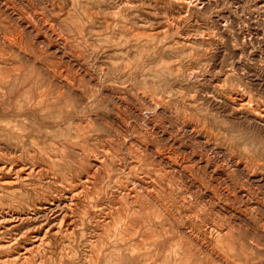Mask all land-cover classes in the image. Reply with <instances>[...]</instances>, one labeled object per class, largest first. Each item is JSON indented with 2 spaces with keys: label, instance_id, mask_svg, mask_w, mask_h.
<instances>
[{
  "label": "rangeland",
  "instance_id": "rangeland-1",
  "mask_svg": "<svg viewBox=\"0 0 264 264\" xmlns=\"http://www.w3.org/2000/svg\"><path fill=\"white\" fill-rule=\"evenodd\" d=\"M3 1L4 0H0V8L4 5L6 9L4 10L6 11V13L3 10V12L1 11V9L3 8L0 9V14H5V16L0 15V40L4 42L3 44L0 41V149H3L2 151L0 150V161L2 160V162H6V160H11V162L16 165H19V163L20 165H22L23 163H27L26 166L34 163V165L40 164L47 167L49 171L52 170V172H49L48 175H44V179L40 177L41 180H39V178L35 175V178L33 176V178L29 179L27 182L23 180V182L19 181L17 183L14 182L11 184L0 182V193H3L4 195H10V197H6V201L8 202H5L4 199L0 200L1 207L3 209L5 208V210L13 209L14 211L20 210L19 212H24L26 209V211L33 212V207H35V204H39L42 201L44 195L58 193L60 189H66L69 195L73 193L75 194V192L77 195L74 196L75 206L73 207L76 210L73 209V211H76L78 213L74 212L75 215L74 213H72L73 216L71 215L73 219H75L76 216L75 220L71 218V222L73 221L72 223H75L74 225H77L75 226V233L70 232L71 234H67L64 233L65 231L63 230L64 232H56L55 234V232L53 231L56 230V227L54 228V226L52 225L54 223V220L52 221L53 214L50 215V217L49 214L38 212L40 214L39 216L38 213H36L32 214V217L25 219L23 228L30 234L28 238L25 237V245L27 244V246L30 247L32 246V243L35 244L37 242L38 244L40 241L43 244H40V248H36V251L33 250L32 253L34 254L31 253L32 258L30 262L28 261L29 264H45V262L46 264H56L59 263V260L61 264H91V262H93V264H117L120 259V264H177L178 262L179 264H264V0H5L7 4L5 3V1ZM15 1L18 4H14ZM58 1L59 3H57ZM115 1L118 2L116 3ZM127 1L130 2V6ZM73 3L75 5H73ZM127 3L128 6L126 5ZM11 4L13 5V7H11ZM110 4L113 5L111 6ZM16 5L18 6V8ZM30 5H32V9ZM53 5L55 7L57 6V9ZM6 6H8V8ZM15 7L17 9H15ZM8 9L11 10L9 11ZM24 10L26 11L24 12ZM105 10L107 12H105ZM126 10H128V12ZM34 11H36L37 13L35 12V14ZM57 11L59 12L57 13ZM98 13H100V16H102L100 17ZM115 14L118 15L115 17ZM8 15L9 17H7ZM21 15L24 17H22ZM82 15L84 16V18ZM129 15L130 17H128ZM1 16L6 20H3V22H1L3 19ZM11 16H14V19H11ZM104 16L105 18H107L104 19ZM36 20H39V23ZM123 20L125 22H123ZM115 21H117V23ZM1 23L4 26H1ZM29 23L34 25L31 26ZM51 24H53L54 26ZM85 25L87 26V28H85ZM6 26H9L8 28L10 30L8 28L3 29ZM27 26L28 29H25L27 28ZM45 26L47 27L45 28ZM127 26L129 27L127 28ZM20 28L23 29L21 30ZM7 29L9 31H7ZM20 31L22 33H18ZM2 32L4 34H7L8 38L10 39L4 40V38H2ZM107 34H109L110 36H107ZM125 34H127L128 36ZM45 36L48 38H46ZM60 36L62 37L59 38ZM110 37H113V39H110ZM44 38L46 40H44ZM42 39L44 41H42ZM87 40L90 42L89 44L92 45L87 44ZM45 41H47L48 43L46 42V44L49 45H45ZM106 41L110 42L111 45ZM124 41H127V44ZM55 42L58 43L56 44ZM59 42H61V44ZM83 42H86L84 44H87L89 47L87 45H84ZM63 43L65 46L63 45ZM120 46L123 47L121 48ZM111 47H113V49ZM9 48L12 51L15 49L14 52H12ZM94 48H97V50H95ZM67 49L68 51H70L68 52ZM55 50L57 51L55 52ZM32 51L36 54H33ZM62 53L65 55L62 56ZM77 53L79 54V59L77 57ZM113 53L116 55H114ZM108 54H111L110 57ZM122 55H127V57H123ZM121 57L122 59H124V62L122 61ZM111 58H113L111 62L112 64L109 62ZM120 59L122 62L120 61ZM9 60L12 62L10 63ZM29 60H31L33 63L31 61L27 62ZM36 60H38L39 62ZM130 61L133 64H131ZM124 65L126 66V68ZM8 66H10V68ZM67 66L69 67L68 69ZM56 68H58V70ZM54 69L56 70V72ZM114 69L116 71L118 70L120 74L118 72L116 73ZM130 70L132 71L129 73ZM25 71L27 74H23V72ZM29 72L30 74H32V77H34V79L32 77L31 78L36 81L35 87H38V90L40 89L39 91H37L39 93H37L36 90L32 89V91L28 90L27 93L26 86L23 87L25 90H20L19 86L17 85L18 80H25L24 78H22L24 75L29 76ZM7 73L9 76L5 75ZM53 73L55 74V76ZM119 75H121V77ZM5 77L10 80L5 82ZM63 77L67 79L64 80ZM15 78H17V80ZM130 78H132V80ZM144 78H146V80ZM37 79L40 80L38 81ZM51 80L52 83L50 82ZM129 81H132L131 84L129 83ZM46 83L48 84V86L45 85ZM49 85L53 86L50 87ZM55 86L57 87L55 88ZM121 86H123L124 88ZM78 88L80 90H78ZM15 89H17L18 91ZM42 90L45 91V94ZM126 91H128L127 93H129L130 95L127 94ZM21 92L23 95L21 94ZM40 92L42 93L41 97ZM119 93H122V95ZM125 93L126 96L124 95ZM28 95H30V99H28ZM57 96H59L60 98ZM124 97L128 98L125 99ZM42 98L43 100H41ZM46 98H49L50 100ZM37 99H39L40 101H37ZM16 103L19 105H17ZM41 103L44 105H42ZM62 103H64V105ZM90 115L91 117H89ZM53 117L55 119H53ZM95 118L97 119V121ZM142 132H146V134H143ZM64 134L66 136H64ZM143 135L145 136V138ZM111 138L113 139V141ZM138 139H141V142L138 141ZM143 139H145L144 142H142ZM123 141L125 142V144ZM147 141L150 143H148ZM32 142H34L36 146ZM78 142L81 143L79 144ZM117 142L120 143L117 144ZM120 145L121 148L119 147ZM137 145H139L140 147ZM14 146H16V148ZM107 146L109 147V149ZM145 147H148L146 148L147 151L145 150ZM131 148L132 150H129ZM8 149L10 152L8 151ZM110 149L111 152L113 151L112 153L110 152ZM134 149H137V152ZM17 150L19 154H17ZM77 150H79L80 152H78ZM97 150L98 152H101L98 154L96 153ZM116 150H118V153H116ZM150 151L155 157H150ZM183 151L185 155L183 154ZM93 152L94 157L92 156ZM108 152L112 157L114 156L112 158L109 155L112 162H110V159L107 155ZM3 153H5L6 155H4ZM21 154H25L26 157ZM156 154L158 155L156 156ZM97 155H101L99 156L101 159H99ZM3 156L5 160L1 159L3 158ZM159 156H161L162 158H160ZM20 157L22 159V162L20 160ZM137 157L138 161L140 162L136 160ZM118 158L120 159V161ZM153 158H156L158 160ZM166 158L168 159V161ZM50 159H54L52 160L54 164L53 162H50ZM113 159L115 160L116 164L113 163ZM181 159L184 160L181 161ZM24 160H28L30 162L28 163V161L26 162ZM95 160L100 164L102 162H105V164L107 165L106 167H108L107 170L105 168L103 172L102 170H97L96 172V167L94 165L96 162ZM107 162H110L111 164L113 163L112 166L111 164L108 165ZM138 163L139 166L136 165ZM192 163L194 167H192ZM88 164L92 165L88 170L92 173L95 170L94 172L96 173H94V175L97 174L98 177L94 176L93 180L90 183V189L85 190L84 186L79 181V178L85 176V174L88 173L87 168H85ZM170 164L172 167L174 166V170L172 169ZM179 164H181V166H179ZM206 164L209 165V168L208 166H206L205 169L207 171L203 173V169ZM167 165H169V168L167 167ZM26 166L24 165V167ZM117 166L119 167V170L116 169L118 168ZM176 166L178 169L176 168ZM182 166H184V169L182 168ZM128 167L131 171H133V175L132 172L127 169ZM196 167L199 168L197 169ZM133 168H136L138 170H134ZM190 168L192 171L190 170ZM140 170H142L141 173ZM160 170L164 171L160 172ZM169 170L172 171V173ZM180 170L181 172L185 170L183 171L185 173H181ZM186 170L189 172V174ZM53 171L56 172V174H59V179H56V181L58 182L54 181L49 183V180H51V178L49 177L54 175ZM72 171L74 172V174H72ZM144 171L146 172L144 173ZM152 171H154V173H151ZM155 171H157L156 173L159 176L155 173ZM213 172H216L217 174ZM136 173H139L138 178L140 180L137 179ZM168 173L170 174V177ZM5 174L6 176L9 174L11 177H6ZM173 174L177 176L173 177ZM145 175H151L150 177H154L151 178L152 181H150V177ZM13 176L14 174L10 172H0V181H2V178L12 179ZM121 176L124 180L121 179ZM165 176L167 177V179L165 178ZM99 177L100 179L95 182V180ZM101 177L103 179L102 181H100ZM125 177L129 179L131 177V179L129 180ZM179 177H183V179ZM187 177L189 178L188 180L186 179ZM134 178L137 179V184L136 189H134L131 193L132 197L135 198L136 196L138 197V199L135 203L127 206L126 203L128 201H126V196L124 194V191L126 192V190L123 189L122 191V188L127 185L130 186L132 184L131 180H134ZM169 178L171 179V181ZM146 179L148 181H146ZM159 179H161L162 182H159ZM35 180H38V182L36 183ZM165 180L167 181V183ZM180 180L182 181L179 182ZM29 181L30 184L28 183ZM192 181H195V183H191ZM189 182L191 185L189 184ZM40 183H42V185H40ZM47 184L49 185L48 188L45 187L47 186ZM100 184H102V186ZM141 185L143 186L141 187ZM175 185L177 186V188ZM168 186L170 187L168 188ZM204 186L205 188H203ZM29 187L32 189H30ZM97 187H99L100 189H98ZM34 188H36L37 190ZM78 188L80 189V191L82 190L81 192L79 191V193ZM141 188L144 190H142ZM162 188L164 190H162ZM33 189L37 192H35ZM116 189L117 191H115ZM139 189L141 190L139 191ZM83 190L85 191L83 192ZM145 190L147 192H145ZM143 191L145 192V194L143 193ZM211 191H216L218 193H213ZM9 192H15L14 194H16V196H14V194H12L11 196ZM88 194H92V197ZM117 194L120 196L117 197ZM162 194L167 197L165 198ZM210 194L212 195L210 196ZM145 195H147V197ZM173 195H177L178 197H174ZM208 196L214 197V199L209 198ZM114 197L116 199H114ZM120 197L121 199H119ZM161 197L165 199L163 200ZM90 198L93 199L91 200ZM157 198L160 200H158ZM85 199H87V201ZM91 201L95 204L93 205L94 207L92 206L93 203ZM139 201L143 202L140 203ZM90 202L92 204H90ZM107 202L109 203V206ZM134 205L138 207L136 208L134 207ZM105 206H107L109 209ZM95 207L98 208L96 209ZM224 207L227 208L225 209ZM141 211L144 212L141 213ZM106 213L108 214V216ZM124 214H127L128 216H125ZM176 215H178V218L175 217ZM98 216H100L101 218ZM121 216L123 218H121ZM39 217L41 220L39 219ZM35 218H37L36 220H39L37 221L38 223L36 222ZM42 218L45 219L42 220ZM79 218L81 220H77ZM109 218L114 220L112 221ZM32 221H34L35 223ZM114 221L116 223H114ZM92 222H95L94 224L96 225H94ZM106 222L109 223L106 225ZM166 222H170L171 224H166ZM78 223L80 224L79 226ZM223 223L224 226H222ZM85 224H87L88 228L87 226H85ZM135 224L136 226H134ZM108 225H111L110 227H112L113 229H108ZM117 225L121 227L119 228ZM130 225H132L133 227ZM48 226L51 229L53 228V230H50ZM212 226H214V228ZM104 227H107V229H105ZM151 228L153 231L151 230ZM159 228L162 231L159 230ZM176 228L178 230H176ZM180 228L182 230H180ZM183 228H186L185 230L187 231H185ZM24 229H22L21 231H23ZM44 230L47 231V233ZM82 230H84V233L82 232ZM89 230L91 231L90 234L88 233ZM101 230H104L102 234ZM148 231L150 235L146 234L148 233ZM176 231L177 233H175ZM128 232H130V234ZM155 232L156 234L154 236ZM51 233L52 235H50ZM118 233L120 234L118 235ZM176 234L178 237H176ZM33 235H37L42 240L39 241L40 238L34 240ZM47 235H50L51 238H48L49 236ZM59 235H61L62 238H60L62 240L57 237ZM94 235L99 236L96 237ZM158 235L160 236V238L158 237ZM199 236L201 237V240ZM78 237H80L79 241ZM89 237H91L92 240H90ZM191 237L195 238V240ZM216 237L219 239H217ZM114 238H116V240H114ZM122 238L124 239L122 240ZM86 239L88 240L86 241ZM180 239L183 242H180ZM67 240L70 243L68 244L69 247L67 246V244H65L68 243L66 242ZM92 241L93 243L94 241L95 243H98L99 241L100 242L98 244L94 243V246L92 244ZM213 241H217L218 243H214ZM52 242H54L53 245ZM232 242L234 243V245H232ZM113 243L121 245L122 252L120 251V246L118 247V245H115V247H113ZM125 244L127 245L125 246ZM64 245L68 250L66 248L64 249ZM170 245H172L171 248H169ZM180 245L181 247H179ZM184 245L185 247L187 246V249L184 247L186 250H183ZM207 245H211L209 246L210 249ZM226 245H230V247H227ZM163 246L166 248V250ZM203 246H206L207 248L205 247L206 249H204ZM219 247H222L221 249L224 248L225 251L221 250ZM57 248L59 249L58 251ZM70 248L72 251L70 250ZM42 249L44 251L47 250L46 253L48 252V255H50L51 252V255L53 257L51 255L47 256L45 252L44 254H42ZM48 249L51 251H49ZM61 249H63L64 252L63 250L60 251ZM100 249H102L101 253L99 251ZM214 249L216 251H220V253L216 252ZM97 250L99 252H97ZM104 250H107L108 252H104ZM190 250L191 252H189ZM210 250H212L213 252ZM22 251H24L23 247ZM54 251H56L58 254ZM80 251H83L82 253H80L81 255L79 254ZM92 251H96L97 254L96 252L93 253ZM129 251H131V253ZM87 252L91 253L89 254ZM122 253L125 259L121 258L123 257L121 256ZM39 254L41 255L39 256ZM59 254H61L62 257L66 258V261L65 259L60 258L61 256ZM179 254H181L182 256ZM35 255H37L36 258ZM88 255H90V259ZM95 256L97 257V259H95ZM115 257L117 258V260L115 259ZM195 257L196 260L194 261ZM208 257L210 260H207ZM127 258H129L130 262ZM159 258H161V260ZM70 259L71 261H73L72 263ZM94 259L95 261H93ZM124 261L126 263H124Z\"/></svg>",
  "mask_w": 264,
  "mask_h": 264
},
{
  "label": "bare ground",
  "instance_id": "bare-ground-1",
  "mask_svg": "<svg viewBox=\"0 0 264 264\" xmlns=\"http://www.w3.org/2000/svg\"><path fill=\"white\" fill-rule=\"evenodd\" d=\"M5 1V0H4ZM3 1V2H4ZM24 1V0H23ZM187 1V0H186ZM10 2V1H9ZM14 2V1H13ZM29 2V1H28ZM52 2V1H51ZM54 2V1H53ZM116 2V1H115ZM118 2V1H117ZM116 2V3H117ZM128 2V1H127ZM5 3H6V1H5ZM12 3V2H11ZM47 3V2H46ZM57 3H59V1L57 2ZM110 3V2H109ZM129 3V6H130V2H128ZM128 3L126 4L127 6H128ZM7 4V3H6ZM13 4V3H12ZM11 4V5H12ZM14 4H18V3H16V1H15V3ZM29 4H31V3H29ZM50 4V3H49ZM98 4H100V3H98ZM9 5V4H8ZM10 5V6H11ZM25 5V4H24ZM48 5V4H47ZM58 5V4H57ZM73 5H75L74 3H73ZM111 5V4H110ZM113 5V4H112ZM111 5V6H112ZM124 5V4H123ZM1 6V5H0ZM9 6V7H10ZM15 6V5H14ZM17 6V5H16ZM32 5H30V7H31ZM35 6V5H34ZM54 6V5H53ZM52 6V7H53ZM62 6V5H61ZM78 6V5H77ZM7 8H8V6H6ZM11 7H13V5L11 6ZM49 7V6H48ZM55 7V6H54ZM53 7V8H54ZM57 7V6H56ZM55 7V8H56ZM60 7V6H59ZM73 7H75V6H73ZM72 7V8H73ZM79 7H80V5H79ZM1 8H3V9H1ZM0 9H1V11L3 10V11H5L6 9H5V6L3 5V7H1ZM17 8H18V6H17ZM16 7H15V9H17ZM33 8H35V7H33ZM62 8V7H61ZM124 8V7H123ZM131 8H132V6H131ZM5 9V10H4ZM30 9V8H29ZM31 9H32V7H31ZM57 9V8H56ZM60 9V8H59ZM67 9V8H66ZM85 9V8H84ZM92 9H93V6H92ZM91 9V10H92ZM96 9V8H95ZM114 9H116V8H114ZM9 10V9H8ZM11 10V9H10ZM9 10V11H10ZM34 10V9H33ZM35 10H37V9H35ZM68 10V9H67ZM76 10V9H75ZM83 10V9H82ZM81 10V11H82ZM112 10V9H111ZM119 10V9H118ZM2 11V12H3ZM9 11H7V12H9ZM14 11V10H13ZM15 11H17V10H15ZM26 10H24V12H25ZM79 11V10H78ZM97 11H98V9H97ZM127 12H128V10H126ZM22 12V11H21ZM20 12V13H21ZM24 12H23V14H24ZM36 11H34V13H35ZM59 11H57V13H58ZM63 12V11H62ZM67 12V11H66ZM72 12V11H71ZM90 12V11H89ZM100 12V11H99ZM105 12H107L106 10H105ZM1 13V12H0ZM5 13H6V11H5ZM17 13H19V12H17ZM16 13V14H17ZM32 13H33V11H32ZM37 13V12H36ZM35 13V14H36ZM40 13V12H39ZM42 13V12H41ZM52 13V12H51ZM55 13V12H54ZM53 13V14H54ZM65 13V12H64ZM85 13V12H84ZM96 13V12H95ZM132 13V12H131ZM10 14V13H9ZM25 14H27V13H25ZM52 14V15H53ZM63 14V13H62ZM68 14H70V13H68ZM86 14V13H85ZM88 14V13H87ZM93 14V13H92ZM99 14V16H100V13H98ZM107 14V13H106ZM0 15H2V14H0ZM7 15V14H6ZM32 15V14H31ZM34 15V14H33ZM37 15H39V14H37ZM51 15V14H50ZM66 15V14H65ZM89 15H91V14H89ZM110 15V14H109ZM118 15V14H117ZM116 14H115V17L117 16ZM131 15V14H130ZM130 15L128 16V17H130ZM2 16H5V14L4 15H2ZM1 16V17H2ZM22 16V15H21ZM30 16V15H29ZM43 16V15H42ZM60 16V15H59ZM67 16V15H66ZM65 16V17H66ZM81 16V15H80ZM83 16V15H82ZM102 16V15H101ZM100 16V17H101ZM105 16H107V15H105ZM105 16H104V19H106L105 18ZM7 17H9V15L7 16ZM14 16H11V19H14L13 18ZM19 17V16H18ZM22 17H24V16H22ZM37 17H39V16H37ZM36 17V18H37ZM69 17V16H68ZM108 17H110V16H108ZM114 17V16H113ZM127 17V18H128ZM3 18V17H2ZM6 18V17H5ZM62 18V17H61ZM83 18H84V16H83ZM94 18V17H93ZM19 19V18H18ZM88 19V18H87ZM86 19V20H87ZM103 19V20H104ZM111 19V18H110ZM110 19H108V20H110ZM123 19V18H122ZM121 19V20H122ZM126 19V18H125ZM3 20H6V19H2V21L1 22H3ZM9 20V19H8ZM16 20H17V18H16ZM20 20H21V18H20ZM24 20V19H23ZM29 20V19H28ZM35 20V19H34ZM80 20V19H79ZM89 20V19H88ZM37 21V20H36ZM52 21V20H51ZM50 21V22H51ZM81 21V20H80ZM120 21V20H119ZM118 21V22H119ZM5 22V21H4ZM6 22H10V21H6ZM20 22V21H19ZM38 23H39V20L37 21ZM45 22V21H44ZM55 22V21H54ZM78 22V21H77ZM88 22V21H87ZM100 22V21H99ZM102 22V21H101ZM104 22V21H103ZM106 22V21H105ZM109 22V21H108ZM116 23H117V21H115ZM123 22H125L124 20H123ZM127 22V21H126ZM16 23V22H15ZM14 23V24H15ZM22 23V22H21ZM33 23H35V22H33ZM38 23H37V25H38ZM83 23V22H82ZM7 24V23H6ZM13 24V23H12ZM25 24H27V23H25ZM30 24V23H29ZM41 24V23H40ZM75 24V23H74ZM81 24V23H80ZM85 24V23H84ZM83 24V25H84ZM97 24V23H96ZM104 24V23H103ZM106 24H108V23H106ZM115 24V23H114ZM120 24V23H119ZM19 25V24H18ZM22 25V24H21ZM31 26H33L32 24H30ZM29 25V26H30ZM51 25H53V24H51ZM90 25V24H89ZM93 25V24H92ZM123 25H124V23H123ZM128 25V24H127ZM132 25V24H131ZM131 25H129V26H131ZM1 26H4V25H2V23H1ZM15 26V25H14ZM25 26V25H24ZM54 26V25H53ZM76 26V25H75ZM86 26V25H85ZM114 26V25H113ZM118 26V25H117ZM129 26H127V28L129 27ZM9 27V26H8ZM7 26L6 27H4L3 29H5V28H8ZM40 27V26H39ZM47 26H45V28H46ZM82 27H84V26H82ZM110 27H111V23H110ZM125 27V26H124ZM31 28H33V27H31ZM36 28V27H35ZM34 28V29H35ZM51 28V27H50ZM53 28V27H52ZM85 28H87V26L85 27ZM114 28V27H113ZM116 28V27H115ZM126 28V29H127ZM1 29V28H0ZM9 29V28H8ZM7 29V31H9ZM12 29H13V27H12ZM17 29V28H16ZM21 30L23 29V28H20ZM25 29H28V26H27V28H25ZM120 29V28H119ZM124 29V28H123ZM37 30V29H36ZM49 30V29H48ZM78 30V29H77ZM82 30V29H81ZM114 30V29H113ZM116 30V29H115ZM128 30V29H127ZM2 31V30H1ZM6 31V30H5ZM14 31V30H13ZM24 31V30H23ZM29 31H30V29H29ZM42 31V30H41ZM53 31V30H52ZM84 31V30H83ZM122 31V30H121ZM15 32V31H14ZM34 32H35V30H34ZM109 32V31H108ZM118 32H120V31H118ZM126 32V31H125ZM129 32V31H128ZM3 33V32H2ZM18 33H22L21 31L20 32H18ZM25 33H26V31H25ZM38 33V32H37ZM15 34H17V33H15ZM69 34V33H68ZM84 34V33H83ZM82 34V35H83ZM115 34V33H114ZM121 34H124V33H121ZM128 34V33H127ZM127 34H125V35H127ZM20 35V34H19ZM33 35H34V33H33ZM60 35V34H59ZM64 35V34H63ZM109 34H107V36H108ZM111 35H113V34H111ZM130 35H131V32H130ZM13 36H14V33H13ZM37 36H38V34H37ZM37 36H35V37H37ZM41 36V35H40ZM47 36V35H46ZM45 36V37H46ZM58 36V35H57ZM67 36V35H66ZM110 36V35H109ZM122 36V35H121ZM128 36V35H127ZM181 36V35H180ZM12 37V36H11ZM17 37V36H16ZM19 37V36H18ZM55 37V36H54ZM62 36H60L59 38H61ZM80 37V36H79ZM84 37V36H83ZM132 37V36H131ZM2 38H4V40H6V39H10V38H8V35L7 34H2ZM15 38V37H14ZM22 38V37H21ZM46 38H48V37H46ZM56 38V37H55ZM66 38V37H65ZM86 38V37H85ZM123 38V37H122ZM122 38H121V40H122ZM133 38V37H132ZM17 39V38H16ZM64 39V38H63ZM84 39V38H83ZM110 39H113V37L111 38L110 37ZM130 39V38H129ZM134 39V38H133ZM19 40V39H18ZM44 40H46L45 38H44ZM43 39H42V41H44ZM50 40H51V38H50ZM67 40H68V38H67ZM107 40V39H106ZM115 40V39H114ZM3 44H4V42L2 41V40H0ZM9 41V40H8ZM24 41V40H23ZM48 41V40H47ZM47 41H45V45H49V44H46V42ZM61 41V40H60ZM70 41V40H69ZM72 41V40H71ZM88 41V40H87ZM108 41H109V39H108ZM108 41H106L107 43H109L110 44V42H108ZM10 42V41H9ZM11 42H13V41H11ZM16 42H18V41H16ZM62 42V41H61ZM61 42H59L60 44H61ZM66 42V41H65ZM116 42V41H115ZM125 42V41H124ZM127 42V41H126ZM125 42V43H126ZM6 43V42H5ZM48 43V42H47ZM56 44L58 43V42H55ZM84 43H86V42H83V44ZM90 42L88 41V43L87 44H89ZM114 43V42H113ZM117 43V42H116ZM9 44V43H8ZM44 44V43H43ZM51 44V43H50ZM66 44V43H65ZM70 44V43H69ZM69 44H68V46H69ZM76 44H78V43H76ZM87 44H84V45H87ZM118 44V43H117ZM116 44V45H117ZM121 44V43H120ZM127 44V43H126ZM125 44V45H126ZM130 44V43H129ZM12 45V44H11ZM15 45V44H14ZM54 45V44H53ZM63 45H64V43H63ZM63 45H61V46H63ZM89 45H92V44H89ZM111 45V44H110ZM122 45V44H121ZM30 46V45H29ZM50 46H52V45H50ZM65 46V45H64ZM71 46V45H70ZM82 46V45H81ZM88 46V45H87ZM15 47V46H14ZM85 47V46H84ZM89 47V46H88ZM92 47V46H91ZM121 47V46H120ZM123 47V46H122ZM121 47V48H122ZM21 48V47H20ZM31 48H32V46H31ZM65 48V47H64ZM71 48H73V47H71ZM81 48V47H80ZM83 48V47H82ZM112 49H113V47H111ZM134 48V47H133ZM2 49V48H1ZM4 49V48H3ZM10 49V48H9ZM17 49V48H16ZM38 49V48H37ZM53 49V48H52ZM57 49V48H56ZM62 49V48H61ZM74 49H76V48H74ZM86 49V48H85ZM95 50H97V48H94ZM94 49H93V51H94ZM106 49V48H105ZM109 49V48H108ZM120 49V48H119ZM129 49V48H128ZM6 50V49H5ZM11 50V49H10ZM15 50V49H14ZM14 50L12 51V52H14ZM21 50H22V48H21ZM27 50V49H26ZM25 50V51H26ZM50 50H51V48H50ZM54 50V49H53ZM64 50H66V49H64ZM78 50V49H77ZM107 50V49H106ZM116 50V49H115ZM127 50V49H126ZM3 51V50H2ZM7 51H8V49H7ZM23 51V50H22ZM57 50H55V52H56ZM67 51H68V49H67ZM70 51V50H69ZM68 51V52H69ZM76 51V50H75ZM4 52V51H3ZM64 52V51H63ZM66 52V51H65ZM73 52V51H72ZM78 52V51H77ZM81 52V51H80ZM106 52V51H105ZM129 52V51H128ZM131 52V51H130ZM2 53V52H1ZM9 53V52H8ZM23 53V52H22ZM27 53V52H26ZM32 53H33V51H32ZM46 53V52H45ZM47 53H48V51H47ZM46 53V54H47ZM107 53V52H106ZM111 53V52H110ZM5 54V53H4ZM4 54H2V55H4ZM6 54H7V52H6ZM14 54V53H13ZM33 54H36V53H33ZM38 54H40V53H38ZM49 54H50V52H49ZM67 54V53H66ZM78 54V53H77ZM81 54V53H80ZM86 54V53H85ZM99 54V53H98ZM114 54V53H113ZM8 55H10V54H8ZM21 55V54H20ZM24 55H25V53H24ZM63 55H65V54H63L62 53V56ZM109 55V54H108ZM111 55V54H110ZM110 55H109V57H110ZM114 55H116V54H114ZM29 56V55H28ZM37 56V55H36ZM43 56H45V55H43ZM68 56V55H67ZM123 56V55H122ZM131 56V55H130ZM129 56V57H130ZM20 57H22V56H20ZM27 57V56H26ZM71 57V56H70ZM77 57H78V59H79V54L77 55ZM76 57V58H77ZM98 57V56H97ZM123 57H127V55L125 56H123ZM3 58V57H2ZM48 58V57H47ZM68 58V57H67ZM5 59V58H4ZM35 59V58H34ZM50 59V58H49ZM71 59V58H70ZM81 59V58H80ZM82 59H84V58H82ZM112 59L113 58H111V60L110 59H108V60H110L109 62L111 63L112 62ZM121 59H122V57H121ZM121 59H120V61H121ZM127 59V58H126ZM28 60V59H27ZM40 60V59H39ZM42 60V59H41ZM124 59H122V61H123ZM10 61V60H9ZM8 61V62H9ZM31 60H29V61H27V62H30ZM33 61H35V60H33ZM36 61H38V60H36ZM61 61V60H60ZM59 61V62H60ZM79 61V60H78ZM116 61V60H115ZM121 61V62H122ZM126 61V60H125ZM7 62V63H8ZM12 61H10V63H11ZM32 62V61H31ZM39 62V61H38ZM54 62V61H53ZM81 62V61H80ZM84 62V61H83ZM124 62V61H123ZM131 62V61H130ZM33 63V62H32ZM42 63H43V61H42ZM41 63V64H42ZM45 63V62H44ZM128 63H129V61H128ZM85 64V63H84ZM112 64V63H111ZM131 64H133L132 62H131ZM3 65H5V64H3ZM12 65V64H11ZM14 65V64H13ZM22 65V64H21ZM39 65V64H38ZM127 65V64H126ZM130 65V64H129ZM2 66V65H1ZM24 66V65H23ZM125 66V65H124ZM9 68H10V66H8ZM31 67V66H30ZM46 67V66H45ZM47 67H49V66H47ZM79 67V66H78ZM113 67V66H112ZM2 68V67H1ZM60 68V67H59ZM69 67L67 66V69H68ZM81 68V67H80ZM120 68V67H119ZM125 68H126V66H125ZM127 68H128V66H127ZM130 68H131V66H130ZM49 69V68H48ZM52 69V68H51ZM50 69V70H51ZM57 70H58V68H56ZM61 69V68H60ZM118 69V68H117ZM121 69V68H120ZM133 69H134V67H133ZM7 70H9V69H7ZM25 70V69H24ZM53 70V69H52ZM55 70V69H54ZM66 70V69H65ZM64 70V71H65ZM77 70H78V68H77ZM87 70V69H86ZM127 70V69H126ZM128 70H129V68H128ZM127 70V71H128ZM210 70V69H209ZM3 71V70H2ZM20 71H22V70H20ZM31 71H32V68H31ZM62 71V70H61ZM61 71H59V72H61ZM114 71L117 73L118 72V70L116 71L115 69H114ZM121 71V70H120ZM132 70H130L129 71V73L131 72ZM199 71V70H198ZM48 72V71H47ZM55 72H56V70H55ZM58 72V71H57ZM66 72V71H65ZM67 72H68V70H67ZM72 72V71H71ZM114 72V73H115ZM193 72V71H192ZM4 73V72H3ZM21 73V72H20ZM24 73H26V71L25 72H23V74ZM33 73V72H32ZM35 73V72H34ZM38 73V72H37ZM52 73V72H51ZM119 74H120V72H118ZM1 74V73H0ZM18 74V73H17ZM27 74V73H26ZM29 74V76H26V75H24L22 78H24L25 80H18V82H17V85L19 86V88H20V90H22V89H24L23 87L24 86H26L27 87V93H28V90H36V92L37 91H39L38 90V87H35V83H36V81L35 80H33L34 79V77H32V74H30V72L28 73ZM46 74V73H45ZM50 74V73H49ZM54 74V73H53ZM63 74V73H62ZM122 74V73H121ZM126 74V73H125ZM132 74V73H131ZM5 75H8V73L7 74H5ZM15 75V74H14ZM13 75V76H14ZM20 75V74H19ZM59 75H61V74H59ZM58 75V76H59ZM123 75V74H122ZM129 75V74H128ZM9 76V75H8ZM11 76V75H10ZM18 76V75H17ZM38 76V75H37ZM46 76V75H45ZM54 76H55V74H54ZM63 76V75H62ZM68 76V75H67ZM70 76V75H69ZM114 76V75H113ZM120 77H121V75H119ZM33 79H32V78ZM48 77V76H47ZM51 77H52V75H51ZM65 77V76H64ZM63 77V79L64 80H66L65 78ZM72 77V76H71ZM74 77V76H73ZM119 77V78H120ZM125 77V76H124ZM6 78V77H5ZM21 78V79H22ZM38 78V77H37ZM55 78V77H54ZM53 78V79H54ZM75 78H76V74H75ZM111 78V77H110ZM133 78V77H132ZM132 78H130L131 80H132ZM12 79V78H11ZM16 80H17V78H15ZM14 79V80H15ZM18 79H19V77H18ZM50 79V78H49ZM52 79V80H53ZM72 79V78H71ZM80 79V78H79ZM116 79H118V78H116ZM115 79V80H116ZM121 79H123V78H121ZM129 79V80H130ZM145 80H146V78H144ZM5 80V82H7V81H9L7 78L6 79H4ZM15 80V81H16ZM38 80V79H37ZM40 80V79H39ZM38 80V81H39ZM44 80H46V79H44ZM52 80L50 81L51 83H52ZM63 80V81H64ZM69 80V79H68ZM68 80H67V82H68ZM99 80V79H98ZM125 80V79H124ZM124 80H121V81H124ZM196 80V79H195ZM14 81V82H15ZM49 81V80H48ZM56 81V80H55ZM61 81V80H60ZM80 81H82V80H80ZM120 81V82H121ZM128 81V80H127ZM42 82H43V80H42ZM42 82H40V83H42ZM65 82V81H64ZM126 82V81H125ZM132 82V81H131ZM131 82L129 81V83L131 84ZM10 83V82H9ZM38 83V82H37ZM49 83V82H48ZM55 83V82H54ZM54 83H53V85H54ZM77 83V82H76ZM72 84H73V81H72ZM5 85V84H4ZM11 85V84H10ZM15 85V84H14ZM16 85V86H17ZM45 85H47L48 86V84L46 83ZM53 85H51V86H53ZM70 85V84H69ZM68 85V86H69ZM76 85H78V84H76ZM126 85V84H125ZM129 85V84H128ZM12 86V85H11ZM50 86V85H49ZM50 86V87H51ZM73 86V85H72ZM6 87V86H5ZM41 87V86H40ZM42 87H44V86H42ZM49 87V88H50ZM57 86H55V88H56ZM67 87V86H66ZM76 87V86H75ZM118 87V86H117ZM120 87V86H119ZM121 87H123V86H121ZM48 88V89H49ZM70 88V87H69ZM72 88V87H71ZM124 88V87H123ZM126 88H127V86H126ZM7 89V88H6ZM9 89V88H8ZM58 89V88H57ZM13 90V89H12ZM15 90H17V89H15ZM25 90V89H24ZM31 90V91H32ZM44 90H47V89H44ZM44 90H42L43 92H44V94H45V91ZM61 90V89H60ZM78 90H80L79 88H78ZM18 91V90H17ZM53 91V90H52ZM57 91V90H56ZM124 91V90H123ZM15 92V91H14ZM25 92V91H24ZM23 92V93H24ZM58 92V91H57ZM79 92V91H78ZM122 92V91H121ZM128 91H126V93H127ZM138 92V91H137ZM13 93V92H12ZM37 93H39V92H37ZM41 93V92H40ZM71 93V92H70ZM126 93L124 94L125 96H126ZM4 94V93H3ZM21 94H22V92H21ZM33 94V93H32ZM32 94H30V95H32ZM48 94V93H47ZM58 94V93H57ZM82 94V93H81ZM95 94V93H94ZM119 94H121L122 95V93H119ZM127 94H129V93H127ZM13 95V94H12ZM23 95V94H22ZM30 95H28L29 96V98L28 99H30ZM41 95H42V93L40 94V97H41ZM84 95H85V93H84ZM130 95V94H129ZM242 95V94H241ZM25 96H26V93H25ZM46 96V95H45ZM45 96H43V97H45ZM95 96V95H94ZM2 97H3V95H2ZM19 97H20V95H19ZM18 97V98H19ZM23 97V96H22ZM39 97V98H40ZM57 97H59V96H57ZM82 97V96H81ZM117 97H119V96H117ZM129 97V96H128ZM127 97V98H128ZM209 97V96H208ZM17 98V99H18ZM60 98V97H59ZM125 98V97H124ZM127 98H125V99H127ZM16 99V100H17ZM46 99H49V98H46ZM45 99V100H46ZM120 99V98H119ZM15 100V101H16ZM32 100V99H31ZM41 100H43V98L41 99ZM50 100V99H49ZM62 100H63V98H62ZM87 100V99H86ZM27 101V100H26ZM33 101H34V99H33ZM37 101H40L39 99H37ZM48 101V100H47ZM53 101V100H52ZM90 101V100H89ZM243 101V100H242ZM6 102V101H5ZM20 102V101H19ZM28 102V101H27ZM49 102V101H48ZM65 102V101H64ZM91 102V101H90ZM1 103V102H0ZM52 103V102H51ZM85 103V102H84ZM87 103H88V101H87ZM148 103V102H147ZM3 104V103H2ZM17 104V103H16ZM30 104V103H29ZM42 104V103H41ZM49 104V103H48ZM55 104V103H54ZM63 105H64V103H62ZM86 104V103H85ZM17 105H19V104H17ZM21 105H22V103H21ZM42 105H44V104H42ZM51 105V104H50ZM88 105V104H87ZM112 105V104H111ZM180 105V104H179ZM227 105V104H226ZM2 106V105H1ZM62 106V105H61ZM65 106H66V104H65ZM3 107V106H2ZM12 107V106H11ZM42 107V106H41ZM48 107V106H47ZM4 108V107H3ZM18 108H20V107H18ZM34 108V107H33ZM32 108V109H33ZM72 108V107H71ZM54 109V108H53ZM63 109V108H62ZM87 109H88V107H87ZM123 110V109H122ZM32 111V110H31ZM41 111V110H40ZM45 111V110H44ZM50 111V110H49ZM84 111V110H83ZM41 113V112H40ZM45 113V112H44ZM263 113V112H262ZM35 114V113H34ZM61 114V113H60ZM121 114V113H120ZM120 114H119V116H120ZM259 114V113H258ZM62 115H64V114H62ZM89 115V114H88ZM118 115V114H117ZM11 116V115H10ZM57 116V115H56ZM80 116H84V115H80ZM115 116V115H114ZM20 117V116H19ZM21 117H22V115H21ZM46 117H48V116H46ZM89 117H91V115L89 116ZM92 117H93V115H92ZM42 118V117H41ZM78 118H80V117H78ZM85 118V117H84ZM53 119H55L54 117H53ZM58 119V118H57ZM74 119V118H73ZM91 119V118H90ZM89 119V120H90ZM96 119V118H95ZM99 119H100V117H99ZM108 119V118H107ZM61 120V119H60ZM87 120V119H86ZM56 121V120H55ZM82 121V120H81ZM91 121V120H90ZM96 121H97V119H96ZM83 122V121H82ZM94 122V121H93ZM85 123H86V121H85ZM105 123V122H104ZM110 123V122H109ZM129 124V123H128ZM62 125V124H61ZM63 125H64V123H63ZM68 125V124H67ZM83 125V124H82ZM40 126V125H39ZM60 126V125H59ZM87 126V125H86ZM82 127V126H81ZM93 127V126H92ZM39 128V127H38ZM45 128V127H44ZM94 128V127H93ZM2 129V128H1ZM33 129V128H32ZM60 129V128H59ZM85 129V128H84ZM124 129V128H123ZM122 129V130H123ZM3 130V129H2ZM34 130V129H33ZM55 130V129H54ZM78 130V129H77ZM91 130V129H90ZM89 130V131H90ZM158 130V129H157ZM31 131V130H30ZM53 131V130H52ZM51 131V132H52ZM57 131V130H56ZM70 131V130H69ZM69 131H67V132H69ZM41 132V131H40ZM46 132V131H45ZM81 132V131H80ZM71 133V132H70ZM143 134L145 133L146 134V132H142ZM1 134V133H0ZM10 134V133H9ZM66 134V133H65ZM64 134V136H66ZM164 134V133H163ZM40 135V134H39ZM148 135V134H147ZM70 136V135H69ZM93 136V135H92ZM91 136V137H92ZM141 136V135H140ZM144 136V135H143ZM88 137V136H87ZM96 137V136H95ZM95 137H93V138H95ZM177 137V136H176ZM67 138V137H66ZM78 138V137H77ZM90 138V137H89ZM140 138V137H139ZM142 138V137H141ZM144 138H145V136H144ZM97 139V138H96ZM112 139V138H111ZM75 140V139H74ZM90 140V139H89ZM144 140L145 139H143L142 140V142H144ZM59 141H62V140H59ZM70 141V140H69ZM81 141V140H80ZM91 141V140H90ZM97 141V140H96ZM99 141V140H98ZM101 141H103V140H101ZM112 141H113V139H112ZM111 141V142H112ZM138 141H140L141 142V139L139 140L138 139ZM182 141V140H181ZM74 142V141H73ZM84 142V141H83ZM105 142V141H104ZM124 142V141H123ZM148 142V141H147ZM26 143V142H25ZM33 144H34V142H32ZM79 143V142H78ZM81 143V142H80ZM79 143V144H80ZM97 143V142H96ZM100 143V142H99ZM106 143H108V142H106ZM113 143V142H112ZM120 143V142H119ZM118 142H117V144H119ZM148 143H150V142H148ZM152 143V142H151ZM2 144V143H1ZM19 144V143H18ZM60 144V143H59ZM64 144V143H63ZM87 144H89V143H87ZM94 144V143H93ZM116 144V143H115ZM124 144H125V142H124ZM146 144V143H145ZM6 145V144H5ZM4 145V146H5ZM26 145V144H25ZM35 146H36V144H34ZM91 145V144H90ZM110 145H112V144H110ZM139 145H141V144H139ZM139 145H137V146H139ZM147 145V144H146ZM150 145V144H149ZM171 145V144H170ZM22 146V145H21ZM23 146H24V144H23ZM29 146V145H28ZM27 146V147H28ZM60 146V145H59ZM103 146H104V144H103ZM106 146V145H105ZM136 146V147H137ZM153 146V145H152ZM15 148H16V146H14ZM63 147V146H62ZM101 147V146H100ZM108 147V146H107ZM107 147H105V148H107ZM114 147V146H113ZM116 147V146H115ZM120 148H121V145L119 146ZM140 147V146H139ZM151 147V146H150ZM156 147H157V145H156ZM196 147V146H195ZM35 148V147H34ZM87 148V147H86ZM96 148V147H95ZM103 148V147H102ZM104 148V149H105ZM112 148V147H111ZM119 148V149H120ZM146 148H148V147H145V150H146ZM152 148V147H151ZM159 148H160V145H159ZM165 148V147H164ZM184 148V147H183ZM22 149V148H21ZM40 149V148H39ZM108 149H109V147H108ZM137 149H139V148H137ZM136 149V150H137ZM142 149V148H141ZM161 149H162V147H161ZM169 149V148H168ZM1 151L3 150V149H0ZM28 150V149H27ZM75 150V149H74ZM103 150V149H102ZM114 150V149H113ZM129 150H132V148L131 149H129ZM135 150V149H134ZM135 150V151H136ZM187 150V149H186ZM8 151H9V149H8ZM12 151H13V149H12ZM20 151V150H19ZM39 151V150H38ZM41 151H42V149H41ZM78 152H80L79 150H77ZM96 151V150H95ZM100 151V150H99ZM104 151V150H103ZM147 151V150H146ZM162 151V150H161ZM161 151H159V152H161ZM164 151H166V150H164ZM192 151H194V150H192ZM7 152V151H6ZM10 152V151H9ZM23 152H24V150H23ZM25 152H27V151H25ZM30 152V151H29ZM40 152V151H39ZM101 152V151H100ZM100 152H98V150H97V152L96 153H100ZM105 152V151H104ZM110 152H111V149H110ZM113 152V151H112ZM111 152V153H112ZM132 152V151H131ZM137 152V151H136ZM139 152H140V150H139ZM154 152V151H153ZM157 152V151H156ZM168 152V151H167ZM177 152V151H176ZM188 152V151H187ZM1 153V152H0ZM32 153H33V151H32ZM116 153H118V150H116ZM129 153V152H128ZM145 153V152H144ZM149 153H151V151L149 152ZM163 153V152H162ZM192 153V152H191ZM191 153H190V155H191ZM4 155H6L5 153H3ZM10 154V153H9ZM17 154H19L18 153V150H17ZM31 154V153H30ZM89 154V153H88ZM105 154V153H104ZM130 154V153H129ZM139 154V153H138ZM141 154V153H140ZM153 153H151V155H150V157L152 156H154V155H152ZM160 154V153H159ZM170 154H171V152H170ZM183 154H184V151H183ZM183 154H182V156H183ZM11 155H12V153H11ZM21 155H24L25 157H26V155L25 154H21ZM45 155V154H44ZM94 155V152L92 153V156ZM101 155H102V153H101ZM101 155H99V156H101ZM107 155H108V157H109V155H110V153L108 152L107 153ZM122 155H124V154H122ZM158 154H156V156H157ZM164 155V154H163ZM163 155H162V157H163ZM168 155H169V153H168ZM185 155V154H184ZM10 156V155H9ZM18 156V155H17ZM35 156V155H34ZM74 156V155H73ZM72 156V157H73ZM81 156V155H80ZM98 156V155H97ZM98 156V157H99ZM111 156V155H110ZM116 156V155H115ZM131 156V155H130ZM129 156V157H130ZM136 156V155H135ZM148 156V155H147ZM171 156V155H170ZM2 157V156H1ZM14 157H16V156H14ZM13 157V158H14ZM23 157V156H22ZM28 157V156H27ZM33 157V156H32ZM53 157V156H52ZM56 157V156H55ZM59 157V156H58ZM79 157V156H78ZM84 157H86V156H84ZM94 157V156H93ZM98 157H96V158H98ZM105 157V156H104ZM103 157V158H104ZM112 157V156H111ZM114 157V156H113ZM112 157V158H113ZM122 157H124V156H122ZM145 157V156H144ZM149 157V156H148ZM147 157V158H148ZM149 157V158H150ZM155 157V156H154ZM160 158H162L161 156H159ZM158 157V158H159ZM7 158V157H6ZM18 158V157H17ZM48 158V157H47ZM77 158V157H76ZM102 158V159H103ZM107 158V157H106ZM116 158V157H115ZM120 158V157H119ZM118 158V159H119ZM132 158V157H131ZM146 158V157H145ZM196 158V157H195ZM203 158V157H202ZM1 159H4V156H3V158H1ZM42 159H43V156H42ZM83 159V158H82ZM99 159H101L100 157H99ZM98 159V160H99ZM108 159V158H107ZM109 159H110V157H109ZM128 159V158H127ZM136 159V158H135ZM142 159V158H141ZM140 159V160H141ZM144 159V158H143ZM153 159H156V158H153ZM167 159V158H166ZM173 159H174V157H173ZM180 159V158H179ZM187 159V158H186ZM199 159V158H198ZM5 160V159H4ZM9 160V159H8ZM17 160V159H16ZM20 160H21V162H22V159H21V157H20ZM30 160H33V159H30ZM52 160H54V159H52ZM51 159H50V162L52 163L53 161H52ZM122 160V159H121ZM129 160H131V159H129ZM133 160V159H132ZM137 161H138V157H137V159H136ZM145 160V159H144ZM156 160H158V159H156ZM184 160V159H183ZM182 159H181V161H183ZM191 160V159H190ZM194 160V159H193ZM24 161H26V160H24ZM28 161V160H27ZM26 161V162H27ZM36 161V160H35ZM42 161H44V160H42ZM47 161V160H46ZM66 161V160H65ZM96 161V160H95ZM94 161V162H95ZM101 161H103V160H101ZM100 161V162H101ZM113 163H115V160L113 159ZM118 161V160H117ZM116 161V162H117ZM119 161H120V159H119ZM124 161H127V160H124ZM146 161V160H145ZM149 161V160H148ZM147 161V162H148ZM167 161H168V159H167ZM166 161V162H167ZM176 161V160H175ZM175 161H174V163H175ZM180 161V160H179ZM205 161V160H204ZM209 161V160H208ZM30 161H28V163H29ZM38 162V161H37ZM88 162V161H87ZM110 162H112L111 161V159H110ZM110 162H107V164L108 165H110L111 163ZM133 162V161H132ZM138 162H140V161H138ZM151 162V161H150ZM165 162V163H166ZM170 162V161H169ZM187 162V161H186ZM186 162H183V163H186ZM192 162V161H191ZM201 162V161H200ZM15 163H17V162H15ZM112 163V164H113ZM129 163V162H128ZM146 163V162H145ZM149 163V162H148ZM158 163H160V162H158ZM164 163V162H163ZM172 163V162H171ZM173 163V164H174ZM207 163V162H206ZM25 166H26V164L27 163H23ZM20 165V163H19V165H16V164H14V163H12L11 162V160H9V161H7L6 160V162L5 161H3L2 162V160L0 161V172H5V173H7V172H10V173H13L14 174V176L12 177V179H10V178H2L1 180L2 181H0L1 183L3 182V183H5V184H11V183H14V182H19V181H25V182H27L29 179H31V178H33V176H34V178H35V175L39 178V180H41L40 179V177H42L43 179H44V175H48V173L50 172H52V170L51 171H49L48 170V168L47 167H45V166H43V165H34V164H28L29 166H26V167H24V165ZM53 164H54V162H53ZM52 164V165H53ZM112 164H111V166H112ZM116 164V163H115ZM123 164V163H122ZM133 164V163H132ZM204 164V163H203ZM95 170H96V172H97V170H102V172H103V170L106 168V170H107V168L108 167H106L107 165L105 164V162L103 163H99V162H95ZM118 165V164H117ZM129 165V164H128ZM130 165H131V163H130ZM129 165V166H130ZM136 165H138L139 166V163L138 164H136ZM141 165H142V163H141ZM149 165V164H148ZM155 165V164H154ZM165 165V164H164ZM196 165V164H195ZM259 165H261V164H259ZM91 164H88L85 168H87V174H85V176H83V177H81V178H79V181L81 182V184L84 186V189L85 190H88V189H90V183H91V181L93 180V178H94V176H97V174H95L94 175V173H96V172H94L95 170H94V168H93V173L91 172V171H89L88 169H90L91 168ZM119 166V165H118ZM117 166V167H118ZM126 166V165H125ZM144 166V165H143ZM147 166V165H146ZM152 166V165H151ZM163 166V165H162ZM169 165H167V167H168ZM170 166H171V164H170ZM179 166H181V164H179ZM185 166V165H184ZM184 166H182V168L184 167ZM206 166H208V168H209V165H205L204 166V171H203V173L205 172V171H207L206 169H205V167ZM122 167V166H121ZM156 167V166H155ZM165 167V166H164ZM172 167V166H171ZM174 167V166H173ZM173 167H172V169H173ZM192 167H194L193 166V163H192ZM191 167V168H192ZM211 167V166H210ZM50 168V167H49ZM132 168V167H131ZM136 168H139V167H136ZM134 169V170H138V169ZM148 168V167H147ZM160 168H161V166H160ZM169 168V167H168ZM176 168H177V166H176ZM191 168H190V170H191ZM197 168V167H196ZM199 168V167H198ZM197 168V169H198ZM116 169H118L119 170V167L118 168H116ZM127 169H129V167L127 168ZM144 169V168H143ZM142 169V170H143ZM153 169V168H152ZM166 169V168H165ZM171 169V170H172ZM178 169V168H177ZM184 169V168H183ZM189 169V168H188ZM201 169V168H200ZM114 170H115V168H114ZM130 170V169H129ZM142 170H140V173L142 172ZM174 170V169H173ZM252 170V169H251ZM99 171V172H100ZM131 171V170H130ZM151 171V170H150ZM161 171H164V170H160V172ZM170 171V170H169ZM183 171H185V170H183ZM182 171V172H183ZM187 171V170H186ZM192 171V170H191ZM73 172V171H72ZM99 172H98V174H99ZM124 172H125V170H124ZM132 172V175H133V171H131ZM136 172V171H135ZM137 172H139V171H137ZM146 171H144V173H145ZM157 171H155V173H156ZM158 172H159V169H158ZM171 173H172V171H170ZM176 172V171H175ZM174 172V173H175ZM180 172H181V170H180ZM181 172V173H182ZM188 172V171H187ZM194 172V171H193ZM196 172V171H195ZM110 173V172H109ZM119 173H120V171H119ZM127 173V172H126ZM151 173H154V171H152ZM163 173V172H162ZM162 173H161V175H162ZM167 173V172H166ZM183 173H185V172H183ZM200 173V172H199ZM213 173H216V172H213ZM53 174L54 175H52V176H50L49 178H51V180H49V183H51V182H54V181H56V179H59V174H56V172H54L53 171ZM72 174H74V172L72 173ZM114 174V173H113ZM117 174V173H116ZM128 174V173H127ZM137 174V173H136ZM139 174V173H138ZM138 174H137V179H139L138 177ZM147 174V173H146ZM150 174V173H149ZM157 174V173H156ZM169 174V173H168ZM187 174V173H186ZM188 174H189V172H188ZM194 174V173H193ZM196 174H198V173H196ZM217 174V173H216ZM246 174V173H245ZM105 175V174H104ZM129 175H130V172H129ZM135 175V174H134ZM143 175V174H142ZM158 175V174H157ZM157 175H156V177H157ZM172 175V174H171ZM177 175H178V172H177ZM177 175H175V174H173V177L174 176H177ZM184 175V174H183ZM207 175V174H206ZM5 176H6V174H5ZM8 176H10L9 174L6 176V177H8ZM141 176V175H140ZM145 176H149V175H145ZM151 176V175H150ZM149 176V177H150ZM153 176V175H152ZM159 176V175H158ZM164 176V175H163ZM168 176V175H167ZM179 176H181V175H179ZM188 176V175H187ZM192 176V175H191ZM220 176V175H219ZM11 177V176H10ZM36 177V178H37ZM48 177V176H47ZM76 177V176H75ZM74 177V178H75ZM80 177V176H79ZM98 177V176H97ZM103 177V176H102ZM102 177H101V180L100 181H102L103 179H102ZM106 177V176H105ZM104 177V178H105ZM109 177H111V176H109ZM113 177H114V175H113ZM154 177V176H153ZM153 177H150V181H152L151 180V178H153ZM155 177V178H156ZM161 177V176H160ZM169 177H170V174H169ZM189 177H190V175H189ZM221 177V176H220ZM107 178V177H106ZM126 178V177H125ZM141 178H143V177H141ZM165 178L167 179V177L165 176ZM179 178H182L183 179V177H179ZM184 178H185V176H184ZM192 178V177H191ZM198 178V177H197ZM199 178H200V174H199ZM198 178V179H199ZM211 178V177H210ZM42 179V180H43ZM48 179V178H47ZM100 179V177L99 178H97L96 180H95V182L96 181H98ZM121 179H122V176H121ZM126 179H129V178H126ZM130 179H131V177H130ZM129 179V180H130ZM132 179H133V177H132ZM137 179H135L134 178V180H131L132 181V184L131 183H128V184H131L130 186L129 185H127V186H125V187H123L122 188V191H123V189H125L126 190V192L124 191V194H125V196H126V201H128L127 203H126V205L127 206H130L131 204H133V203H135L136 202V200L138 199V197H136L135 196V198L134 197H132V191L134 190V189H136V184H137ZM148 179V178H147ZM146 179V181H148ZM170 179V178H169ZM178 179V178H177ZM187 180L189 179L188 177L186 178ZM195 179H196V177H195ZM202 179V178H201ZM209 179V178H208ZM213 179V178H212ZM211 179V180H212ZM223 179V178H222ZM239 179V178H238ZM76 180V179H75ZM113 180V179H112ZM122 180H124V179H122ZM140 180V179H139ZM158 180V179H157ZM161 179H159V182H162V180L160 181ZM174 180H175V178H174ZM186 180V181H187ZM210 180V181H211ZM218 180V179H217ZM22 181V182H23ZM36 181V180H35ZM106 181V180H105ZM111 181V180H110ZM127 181V180H126ZM125 181V182H126ZM166 181V180H165ZM170 181H171V179H170ZM182 180H180L179 182H181ZM205 181H207V180H205ZM244 181V180H243ZM252 181V180H251ZM38 182V180L36 181V183ZM48 182V181H47ZM56 182H58V181H56ZM77 182V181H76ZM94 182V183H95ZM104 182V181H103ZM107 182V181H106ZM195 183V181H192L191 183ZM200 182V181H199ZM208 182H209V180H208ZM207 182V183H208ZM241 182V181H240ZM21 183V182H20ZM29 184H30V181L28 182ZM45 183V182H44ZM62 183V182H61ZM73 183H75V182H73ZM79 183V182H78ZM139 183V182H138ZM141 183V182H140ZM153 183V182H152ZM166 183H167V181H166ZM166 183H164V184H166ZM175 183V182H174ZM202 183V182H201ZM219 183V182H218ZM39 184V183H38ZM65 184V183H64ZM97 184V183H96ZM99 184V183H98ZM102 184H104V183H102ZM102 184H100L101 186H102ZM143 184V183H142ZM179 184V183H178ZM189 184H190V182H189ZM204 184V183H203ZM259 184V183H258ZM32 185V184H31ZM40 185H42V183H40ZM40 185H38V186H40ZM62 185V184H61ZM108 185H110V184H108ZM162 185V184H161ZM168 185V184H167ZM166 185V186H167ZM191 185V184H190ZM193 185V184H192ZM29 186V185H28ZM34 186V185H33ZM36 186H37V184H36ZM48 184H47V186H45L46 188H48ZM82 186V187H83ZM94 186V185H93ZM143 185H141V187H142ZM147 186V185H146ZM148 186H149V184H148ZM151 186V185H150ZM153 186V185H152ZM159 186H160V183H159ZM159 186H158V188H159ZM176 186V185H175ZM197 186V185H196ZM210 186V185H209ZM4 187H6V186H4ZM44 187V186H43ZM51 187V186H50ZM54 187V186H53ZM66 187V186H65ZM68 187V186H67ZM81 187V186H80ZM111 187V186H110ZM145 187V186H144ZM170 186H168V188H169ZM224 187V186H223ZM241 187V186H240ZM30 188V187H29ZM46 188H45V190H46ZM98 189H100L99 187H97ZM118 188V187H117ZM139 188H140V184H139ZM152 188V187H151ZM156 188H157V186H156ZM173 188H175V187H173ZM176 188H177V186H176ZM201 188V187H200ZM203 188H205V186L203 187ZM220 188V187H219ZM246 188V187H245ZM6 189V188H5ZM26 189V188H25ZM30 189H32V188H30ZM34 189H36V188H34ZM33 189V190H34ZM50 189V188H49ZM54 189V188H53ZM79 189V188H78ZM113 189V188H112ZM120 189V188H119ZM142 189V188H141ZM141 189H139V191L141 190ZM146 189H148V188H146ZM155 189V188H154ZM197 189V188H196ZM7 190H8V188H7ZM27 190V189H26ZM37 190V189H36ZM36 190H34L35 192H37ZM52 190V189H51ZM77 190V189H76ZM85 190H83V192L85 191ZM91 190H93V189H91ZM142 190H144V189H142ZM156 190V189H155ZM162 190H164L163 188H162ZM161 190V191H162ZM199 190V189H198ZM215 190V189H214ZM229 190V189H228ZM71 191V190H70ZM75 191V190H74ZM79 191H80V189L78 190V193H79ZM82 191V190H81ZM80 191V192H81ZM115 191H117V189L115 190ZM160 191V192H161ZM166 191H167V189H166ZM174 191H175V189H174ZM173 191V192H174ZM210 191V190H209ZM2 192V191H1ZM16 192V191H15ZM15 192H9L10 194H11V196H12V194H14ZM18 192V191H17ZM48 192V191H47ZM53 192V191H52ZM91 192V191H90ZM145 192H147L146 190H145ZM145 192L143 191V193L145 194ZM211 192H213V191H211ZM216 192V191H215ZM215 192H213V193H215ZM50 193V192H49ZM71 193V192H70ZM73 193V192H72ZM85 193H88V192H85ZM84 193V194H85ZM92 193H93V191H92ZM96 193H99V192H96ZM122 193V192H121ZM152 193V192H151ZM150 193V194H151ZM166 193V192H165ZM216 193H218V192H216ZM41 194H43V193H41ZM83 194V195H84ZM136 194V193H135ZM172 194V193H171ZM170 194V195H171ZM220 194V193H219ZM231 194V193H230ZM242 194V193H241ZM18 195V194H17ZM32 195V194H31ZM76 195V192H75V194L73 193V194H68V192H67V190L65 189H60V191L58 192V193H54V194H47V195H42L43 196V198H42V201L38 204H35V207H33V212H29V211H26V209H25V211L24 212H19V211H14L13 209H6L5 210V208L3 209L2 207H1V204H0V264H25V263H28L29 264V262H30V260H31V258H32V255H31V253L33 252V250H35L36 251V248H38L39 246H40V244L41 245H43L42 243H41V241L40 240H42L40 237H38L37 235H33V237H34V240H37V239H39V243L37 244V242L34 244V243H32V246H27V244L25 245V243H24V241H25V237L26 238H28L29 236H30V234H29V232H27V231H25V229L23 228V223H24V221H25V219L26 218H30V217H32V214H36V213H38V212H43V214L44 213H46V214H49V216L50 215H52L53 214V218H52V221L54 220V223L52 224L53 226H54V228L56 229V230H54L53 232H55V234H56V232H62L63 230L65 231H63L64 233H67V234H71L70 232H74V230H75V226H77V225H74L75 223H72L71 222V218L73 219V215H72V213H74V212H76V211H73V209H74V207L73 206H75V202H74V196ZM88 195H90V194H88ZM109 195V194H108ZM118 195V194H117ZM157 195V194H156ZM164 197H165V195L164 194H162ZM161 195V196H162ZM168 195V194H167ZM212 194H210V196H211ZM216 195V194H215ZM233 195V194H232ZM235 195V194H234ZM14 196H16V194H14ZM13 196V197H14ZM77 196V195H76ZM82 196V195H81ZM85 196V195H84ZM91 197H92V194L90 195ZM120 195H118L117 197H119ZM143 196V195H142ZM146 197H147V195H145ZM174 197L175 196H177V195H173ZM224 196V195H223ZM6 197H10V195L9 194H3V193H0V200H5V202H8V201H6ZM19 197V196H18ZM31 197V196H30ZM89 197V196H88ZM100 197V196H99ZM104 197V196H103ZM132 197V198H131ZM160 197V196H159ZM167 197V196H166ZM165 197V198H166ZM178 197V196H177ZM176 197V198H177ZM209 197V196H208ZM26 198V197H25ZM78 198V197H77ZM94 198V197H93ZM93 198H90L91 200L93 199ZM145 198V197H144ZM153 198V197H152ZM162 198V197H161ZM164 198V199H165ZM173 198V197H172ZM209 198H213L214 199V197H209ZM209 198H208V200H209ZM217 198V197H216ZM215 198V199H216ZM235 198V197H234ZM81 199V198H80ZM114 199H116L115 197H114ZM119 199H121V197L119 198ZM119 199H117V200H119ZM158 199V198H157ZM163 199V198H162ZM163 199V200H164ZM178 199V198H177ZM239 199V198H238ZM249 199V198H248ZM23 200V199H22ZM31 200V199H30ZM83 200V199H82ZM86 201H87V199H85ZM89 200V199H88ZM113 200V199H112ZM142 200H144V199H142ZM147 200H148V198H147ZM151 200V199H150ZM158 200H160V199H158ZM162 200V201H163ZM167 200V199H166ZM16 201V200H15ZM28 201V200H27ZM99 201V200H98ZM109 201V200H108ZM157 201V200H156ZM174 201V200H173ZM181 201V200H180ZM211 201V200H210ZM11 202V201H10ZM18 202V201H17ZM26 202V201H25ZM36 202V201H35ZM39 202V201H38ZM73 202H74V204H73ZM76 202H78V201H76ZM89 202V201H88ZM87 202V203H88ZM92 202V201H91ZM90 202V204H92ZM95 202V201H94ZM118 202V201H117ZM140 203H142L141 201H139ZM145 202V201H144ZM151 202V201H150ZM168 202V201H167ZM175 202V201H174ZM173 202V203H174ZM213 202V201H212ZM251 202V201H250ZM4 203V202H3ZM16 203V202H15ZM20 203V202H19ZM82 203V202H81ZM111 203V202H110ZM138 203V202H137ZM155 203V202H154ZM172 203V202H171ZM209 203H211V202H209ZM73 204V205H72ZM106 204V203H105ZM107 204H108V206H109V203L107 202ZM148 204V203H147ZM177 204V203H176ZM9 205H10V203H9ZM18 205V204H17ZM22 205V204H21ZM30 205V204H29ZM34 205V204H33ZM93 205H95L94 203L92 204V206ZM118 205V204H117ZM158 205V204H157ZM172 205V204H171ZM179 205V204H178ZM258 205V204H257ZM77 206H80V205H77ZM82 206H83V204H82ZM86 206V205H85ZM111 206V205H110ZM115 206V205H114ZM142 206H144V205H142ZM16 207V206H15ZM94 207V206H93ZM105 207H107V206H105ZM112 207V206H111ZM115 207H117V206H115ZM133 207V206H132ZM134 207H136V205H134ZM133 207V208H134ZM138 207V206H137ZM136 207V208H137ZM149 207V206H148ZM167 207V206H166ZM217 207H219V206H217ZM18 208V207H17ZM30 208V207H29ZM90 208V207H89ZM96 208V207H95ZM98 208V207H97ZM96 208V209H97ZM108 208V207H107ZM113 208V207H112ZM118 208V207H117ZM117 208H114V209H117ZM120 208V207H119ZM122 208V207H121ZM154 208V207H153ZM163 208V207H162ZM170 208V207H169ZM225 208V207H224ZM227 208V207H226ZM225 208V209H226ZM79 209H80V207H79ZM85 209V208H84ZM88 209V208H87ZM86 209V210H87ZM109 209V208H108ZM152 209V208H151ZM161 209V208H160ZM180 209H182V208H180ZM224 209V210H225ZM237 209V208H236ZM245 209V208H244ZM28 210V209H27ZM74 210H76V209H74ZM137 210V209H136ZM123 211V210H122ZM129 211V210H128ZM156 211V210H155ZM174 211V210H173ZM226 211V210H225ZM242 211V210H241ZM50 212H51V214H50ZM105 212V211H104ZM106 212H109V211H106ZM127 212V211H126ZM125 212V213H126ZM144 212V211H143ZM142 211H141V213H143ZM227 212V211H226ZM57 213V214H56ZM76 213H78V212H76ZM88 213V212H87ZM115 213V212H114ZM140 213V214H141ZM240 213V212H239ZM42 214V213H41ZM42 214V215H43ZM83 214V213H82ZM98 214V213H97ZM104 214V213H103ZM107 214V213H106ZM116 214V213H115ZM132 214V213H131ZM155 214H157V213H155ZM178 214V213H177ZM244 214V213H243ZM40 214L38 213V216H39ZM72 215V216H71ZM74 215H75V213H74ZM80 215V214H79ZM90 215V214H89ZM117 215V214H116ZM123 215V214H122ZM125 216L127 215V214H124ZM135 215V214H134ZM38 216H37V218H38ZM47 216V215H46ZM84 216V215H83ZM87 216V215H86ZM94 216H96V215H94ZM94 216H92V217H94ZM107 216H108V214H107ZM115 216V215H114ZM128 216V215H127ZM141 216V215H140ZM152 216V215H151ZM150 216V217H151ZM178 215H176L175 217H177ZM187 216V215H186ZM189 216H190V214H189ZM41 217H43V216H41ZM51 217V216H50ZM78 217H80V216H78ZM98 217H100V216H98ZM97 217V218H98ZM135 217V216H134ZM147 217V216H146ZM34 218V217H33ZM37 218H35V220L37 219ZM49 218V217H48ZM96 218V219H97ZM101 218V217H100ZM99 218V219H100ZM120 218V217H119ZM121 218H123L122 216H121ZM125 218V217H124ZM132 218H133V216H132ZM158 218H160V217H158ZM157 218V219H158ZM172 218V217H171ZM178 218V217H177ZM39 219H40V217H39ZM43 219H45V218H42V220ZM75 219H76V216H75ZM75 219H73V220H75ZM83 219V218H82ZM93 219V218H92ZM103 219V218H102ZM109 219H111V218H109ZM108 219V220H109ZM128 219H129V217H128ZM140 219V218H139ZM34 220V221H35ZM41 220V219H40ZM77 220H81L80 218L79 219H77ZM112 220V219H111ZM114 220V219H113ZM112 220V221H113ZM117 220H119V219H117ZM126 220V219H125ZM149 220V219H148ZM159 220V219H158ZM162 220V219H161ZM163 220H165V219H163ZM34 221H32V222H34ZM37 221H39V220H36V222ZM48 221V220H47ZM84 221H85V219H84ZM87 221V220H86ZM96 221V220H95ZM99 221V220H98ZM122 221V220H121ZM120 221V222H121ZM128 221V220H127ZM133 221V220H132ZM136 221V220H135ZM150 221H151V219H150ZM149 221V222H150ZM160 221V220H159ZM168 221V220H167ZM176 221V220H175ZM181 221V220H180ZM207 221V220H206ZM80 222V221H79ZM105 222V221H104ZM103 222V223H104ZM129 222V221H128ZM148 222V223H149ZM209 222V221H208ZM29 223V222H28ZM30 223H31V221H30ZM35 223V222H34ZM38 223V222H37ZM51 223V222H50ZM49 223V224H50ZM93 223V222H92ZM95 223V222H94ZM93 223V224H94ZM97 223V222H96ZM109 223V222H108ZM107 222H106V225L108 224ZM114 223H116L115 221H114ZM113 223V224H114ZM136 223H138V222H136ZM158 223V222H157ZM167 223H169V224H171L170 222H166V224ZM185 223V222H184ZM210 223V222H209ZM211 223H213V222H211ZM26 224V223H25ZM24 224V225H25ZM46 224V223H45ZM120 224H122V223H120ZM160 224V223H159ZM164 224V223H163ZM162 224V225H163ZM174 224V223H173ZM207 224V223H206ZM221 224V223H220ZM219 224V225H220ZM226 224V223H225ZM38 225V224H37ZM43 225V224H42ZM80 224L78 223V226H79ZM81 225H82V221H81ZM94 225H96V224H94ZM104 225V224H103ZM124 225H125V223H124ZM211 225V224H210ZM41 226V225H40ZM46 226V225H45ZM85 226H87V224H85ZM90 226V225H89ZM109 226V225H108ZM111 226V225H110ZM109 226V228L108 229H111L112 227H110ZM119 228L121 227V226H119V225H117ZM130 226H132V225H130ZM134 226H136V224L134 225ZM154 226V225H153ZM222 226H224V223L222 224ZM227 226V225H226ZM30 227V226H29ZM32 227V226H31ZM49 227V226H48ZM83 227V226H82ZM93 227V226H92ZM114 227V226H113ZM133 227V226H132ZM178 227V226H177ZM186 227H187V225H186ZM204 227H205V225H204ZM213 228H214V226H212ZM217 227H218V225H217ZM37 228V227H36ZM50 228V227H49ZM64 228V229H63ZM84 228H86V227H84ZM87 228H88V226H87ZM94 228V227H93ZM105 228V227H104ZM125 228V227H124ZM130 228V227H129ZM145 228V227H144ZM147 228V227H146ZM149 228H150V225H149ZM153 228V227H152ZM152 228H151V230H152ZM158 228V227H157ZM173 228V227H172ZM216 228V227H215ZM241 228V227H240ZM260 228V227H259ZM22 229H24L23 231H21ZM79 229V228H78ZM77 229V230H78ZM95 229V228H94ZM93 229V230H94ZM105 229H107V227L105 228ZM104 229V230H105ZM113 229V228H112ZM111 229V230H112ZM115 229V228H114ZM127 229V228H126ZM184 229V228H183ZM186 229V228H185ZM184 229V230H185ZM190 229V228H189ZM192 229V228H191ZM206 229V228H205ZM220 229V228H219ZM228 229V228H227ZM32 230V229H31ZM50 230H53V228L51 229L50 228ZM103 230V231H104ZM125 230V229H124ZM150 230V231H151ZM159 230H161L160 228H159ZM176 230H178L177 228H176ZM180 230H182L181 228H180ZM201 230H202V227H201ZM207 230V229H206ZM214 230H216V229H214ZM233 230H234V228H233ZM45 231V230H44ZM79 231V230H78ZM77 231V232H78ZM84 230H82V232H83ZM90 231V230H89ZM88 231V233L90 234L91 233V231L89 232ZM102 231V230H101ZM100 231V232H101ZM103 231L101 232V234L103 233ZM107 231V230H106ZM115 231V230H114ZM131 231V230H130ZM133 231H134V229H133ZM146 231V230H145ZM153 231V230H152ZM154 231H156V230H154ZM162 231V230H161ZM185 231H187V230H185ZM189 231V230H188ZM211 231V230H210ZM219 231V230H218ZM226 231V230H225ZM46 233H47V231H45ZM44 232V233H45ZM49 232V231H48ZM69 232V233H68ZM86 232V231H85ZM98 232V231H97ZM108 232V231H107ZM127 232V231H126ZM144 232V231H143ZM147 232V231H146ZM173 232V231H172ZM195 232V231H194ZM217 232V231H216ZM222 232V231H221ZM229 232V231H228ZM31 233V232H30ZM32 233H33V231H32ZM43 233V234H44ZM75 233V232H74ZM79 233V232H78ZM84 233V232H83ZM129 234H130V232H128ZM162 233V232H161ZM175 233H177V231L175 232ZM190 233V232H189ZM192 233H193V231H192ZM196 233V232H195ZM214 233H215V231H214ZM223 233V232H222ZM225 233V232H224ZM231 233V232H230ZM49 234V233H48ZM54 234V233H53ZM61 234V233H60ZM87 234V233H86ZM117 234V233H116ZM120 233H118V235H119ZM146 234H149V231H148V233H146ZM153 234V233H152ZM155 234H156V232L154 233V236H155ZM158 234V233H157ZM191 234V233H190ZM208 234V233H207ZM210 234H212V233H210ZM50 235H52V233L50 234ZM50 235H47V236H49L48 238H51L50 237ZM58 235V234H57ZM66 235V234H65ZM78 235V234H77ZM104 235H105V233H104ZM150 235V234H149ZM189 235V234H188ZM198 235V234H197ZM209 235V234H208ZM46 236V235H45ZM68 236V235H67ZM88 236V235H87ZM94 236H96V235H94ZM99 236V235H98ZM98 236H96V237H98ZM107 236V235H106ZM129 236V235H128ZM205 236V235H204ZM214 236V235H213ZM57 237H61V235H59V236H57ZM72 237V236H71ZM70 237V238H71ZM85 237V236H84ZM92 237V236H91ZM91 237H89L90 238V240H92V238ZM114 237V236H113ZM113 237H111V238H113ZM150 237V236H149ZM152 237V236H151ZM158 237L160 238V236L158 235ZM176 237H178L177 236V234H176ZM197 237V236H196ZM200 237V236H199ZM206 237V236H205ZM220 237H223V236H220ZM234 237V236H233ZM30 238H32V237H30ZM43 238V237H42ZM62 238V237H61ZM60 238V239H61ZM73 238V237H72ZM79 239H78V241L80 240V237H78ZM88 238V239H89ZM125 238V237H124ZM124 238H122V240L124 239ZM142 238V237H141ZM153 238V237H152ZM175 238V237H174ZM185 238V237H184ZM192 238V237H191ZM209 238V237H208ZM211 238V237H210ZM217 238V237H216ZM52 239H56V238H52ZM58 239V238H57ZM88 239H86V241L88 240ZM100 239H102V238H100ZM99 239V240H100ZM104 239V238H103ZM106 239V238H105ZM117 239H118V237H117ZM146 239H148V238H146ZM145 239V240H146ZM171 239V238H170ZM192 239H194L195 240V238H192ZM206 239V238H205ZM204 239V240H205ZM217 239H219V238H217ZM221 239V238H220ZM28 240V239H27ZM49 240V239H48ZM62 240V239H61ZM114 240H116V238H114ZM145 240H144V243H145ZM200 240H201V237H200ZM213 240H214V238H213ZM51 241H53V240H51ZM63 241H65V240H63ZM76 241V240H75ZM85 241V242H86ZM143 241V240H142ZM172 241V240H171ZM182 240L180 239V242H181ZM197 241V240H196ZM195 241V242H196ZM220 241H222V240H220ZM255 241V240H254ZM29 242V241H28ZM57 242V241H56ZM59 242V241H58ZM60 242H62V241H60ZM66 242H68V240L66 241ZM100 242V241H99ZM98 242V243H99ZM104 242V241H103ZM111 242V241H110ZM113 242V241H112ZM117 242V241H116ZM119 242H121V241H119ZM179 242V241H178ZM183 242V241H182ZM199 242V241H198ZM214 242V241H213ZM217 242V241H216ZM216 242H214V243H216ZM226 242V241H225ZM225 242H222V243H225ZM45 243V242H44ZM48 243H49V241H48ZM53 243L54 242H52V245H53ZM81 243V242H80ZM94 243H95V241H94ZM94 243H93V241H92V244L94 245ZM98 243H95V244H98ZM102 243V242H101ZM114 243H115V241H114ZM113 243V247H115V245H118V247L120 246V249H121V245H119V244H114ZM123 243V242H122ZM128 243H130V242H128ZM134 243V242H133ZM162 243V242H161ZM166 243V242H165ZM170 243V242H169ZM204 243V242H203ZM218 243V242H217ZM227 243V242H226ZM230 243V242H229ZM65 244H67V246H68V244H70L69 242L68 243H65ZM104 244V243H103ZM106 244V243H105ZM112 244V243H111ZM135 244V243H134ZM157 244V243H156ZM155 244V245H156ZM182 244V243H181ZM194 244V243H193ZM207 244V243H206ZM219 244H220V242H219ZM228 244V243H227ZM256 244H258V243H256ZM30 245V244H29ZM50 245V244H49ZM56 245V244H55ZM72 245V244H71ZM78 245V244H77ZM83 245V244H82ZM92 245V246H93ZM127 244H125V246H126ZM136 245H137V243H136ZM141 245V244H140ZM167 245V244H166ZM173 245V244H172ZM172 245H170V247L169 248H171V246ZM200 245V244H199ZM221 245H224V244H221ZM232 245H234V243L232 242ZM231 245V246H232ZM73 246V245H72ZM95 246V245H94ZM111 246V245H110ZM124 246V245H123ZM122 246V247H123ZM175 246V245H174ZM208 246V245H207ZM209 246H211V245H209ZM208 246V247H209ZM227 247L229 246L230 247V245H226ZM22 247H23V249H24V251H22ZM49 247V246H48ZM56 247V246H55ZM63 247V246H62ZM69 247V246H68ZM71 247V246H70ZM102 247V246H101ZM109 247V246H108ZM164 247V246H163ZM179 247H181V245L179 246ZM185 245L183 246V250L186 248L187 249V246L185 247ZM204 247V246H203ZM206 247V246H205ZM204 247V249H206ZM223 247V246H222ZM221 247V248H222ZM40 248V247H39ZM42 248V247H41ZM61 248V247H60ZM66 247H65V245H64V249H65ZM98 248V247H97ZM104 248V247H103ZM106 248V247H105ZM139 248V247H138ZM165 248V247H164ZM163 248V249H164ZM177 248V247H176ZM212 248H213V246H212ZM211 248V249H212ZM220 248V247H219ZM220 248V249H221ZM43 249H45V248H43ZM42 249V250H43ZM47 249V248H46ZM51 249V248H50ZM54 249V248H53ZM67 249V248H66ZM74 249V248H73ZM92 249V248H91ZM91 249H90V251H91ZM94 249V248H93ZM110 249V248H109ZM130 249V248H129ZM181 249V248H180ZM185 249V250H186ZM190 249V248H189ZM188 249V250H189ZM191 249H192V247H191ZM209 249H210V247H209ZM209 249H208V251H209ZM32 250V251H31ZM41 250V249H40ZM49 250V249H48ZM56 250V249H55ZM59 249L57 248V251H58ZM63 249H61L60 251H62ZM68 250V249H67ZM70 250H71V248H70ZM75 250H77V249H75ZM101 250L102 249H100L99 251H100V253H101ZM112 250V249H111ZM165 250H166V248H165ZM169 250V249H168ZM167 250V251H168ZM174 250V249H173ZM215 250V249H214ZM221 250H224L225 251V249L223 248V249H221ZM31 251V252H30ZM47 251V250H46ZM46 251H42V254H44V252H45V254L47 255V256H50L52 253L50 252V255H48L49 253L47 252L46 253ZM49 251H51V250H49ZM72 251V250H71ZM74 251V250H73ZM79 251V250H78ZM98 250H97V252H99ZM114 251V250H113ZM121 252H122V249L120 250ZM127 251V250H126ZM126 251H125V253H126ZM193 251V250H192ZM195 251V250H194ZM210 251H212V250H210ZM216 251V250H215ZM52 252H53V250H52ZM54 252H56V251H54ZM63 252H64V250H63ZM83 251H80L79 252V254L80 253H82ZM93 253L94 252H96V251H92ZM97 252H96V254H97ZM104 252H108L107 250L105 251L104 250ZM120 252V253H121ZM130 253H131V251H129ZM182 252V251H181ZM184 252V251H183ZM188 252V251H187ZM189 252H191V250L189 251ZM196 252V251H195ZM213 252V251H212ZM216 252H219L220 253V251H216ZM28 253H30V254H28ZM37 253V252H36ZM40 253V252H39ZM57 253V252H56ZM61 253V252H60ZM66 253H67V251H66ZM65 253V254H66ZM72 253V252H71ZM75 253V252H74ZM87 253H89V252H87ZM91 253V252H90ZM89 253V254H90ZM110 253H112V252H110ZM118 253V252H117ZM124 253V254H125ZM186 253V252H185ZM193 253V252H192ZM205 253H206V251H205ZM32 254H34V253H32ZM58 254V253H57ZM62 254H64V253H62ZM107 254V253H106ZM109 254V253H108ZM116 254V253H115ZM182 254V253H181ZM181 254H179V255H181ZM197 254H199V253H197ZM41 254H39V256H40ZM55 255V254H54ZM60 256H61V254H59ZM67 255V254H66ZM69 255V254H68ZM72 255V254H71ZM81 255V254H80ZM84 255H87V254H84ZM110 255V254H109ZM128 255V254H127ZM183 255V254H182ZM181 255V256H182ZM188 255V254H187ZM201 255H202V253H201ZM34 256V255H33ZM36 256L37 255H35V258H36ZM52 256V255H51ZM90 255H88V257H89ZM94 256V255H93ZM98 256V255H97ZM103 256V255H102ZM111 256V255H110ZM113 256V255H112ZM119 256V255H118ZM121 256H123V257H121V258H124V255H123V253H122V255ZM129 256V255H128ZM127 256V257H128ZM173 256H174V254H173ZM53 257V256H52ZM84 257H86V256H84ZM88 257H86V258H88ZM96 257V256H95ZM114 257V256H113ZM130 257V256H129ZM161 257V256H160ZM163 257V256H162ZM197 257V256H196ZM196 257L194 258V261L196 260ZM39 258V257H38ZM41 258V257H40ZM43 258V257H42ZM60 258H62V259H65V261H66V258H64V257H60ZM68 258H70V257H68ZM81 258V257H80ZM93 258V257H92ZM101 258V257H100ZM109 258V257H108ZM112 258V257H111ZM136 258V257H135ZM171 258V257H170ZM186 258H187V256H186ZM203 258H205V257H203ZM222 258V257H221ZM50 259V258H49ZM54 259V258H53ZM59 259V258H58ZM89 259H90V257H89ZM88 259V260H89ZM95 259H97V257L95 258ZM95 259L93 260V261H95ZM105 259H106V257H105ZM110 259V258H109ZM114 259V258H113ZM115 259L117 260V258L115 257ZM118 259H119V257H118ZM125 259V258H124ZM128 259V261H129V258H127ZM131 259V258H130ZM138 259V258H137ZM160 260H161V258H159ZM165 259V258H164ZM176 259V258H175ZM191 259V258H190ZM209 259V257L207 258V260ZM223 259V258H222ZM39 260V259H38ZM121 260V259H120ZM120 260H119V262L117 263V264H120L121 262H120ZM157 260V259H156ZM167 260V259H166ZM177 260V259H176ZM204 260H206V259H204ZM210 260V259H209ZM29 261V262H28ZM35 261V260H34ZM53 261H55V260H53ZM58 261V260H57ZM62 261V260H61ZM70 261H71V259H70ZM70 261H68V262H70ZM92 261V260H91ZM91 261H89V262H91ZM112 261V260H111ZM127 261V260H126ZM136 261V260H135ZM193 261V262H194ZM73 261H71V263H72ZM101 262V261H100ZM99 262V263H100ZM103 262H104V259H103ZM130 262V261H129ZM128 262V263H129ZM137 262V261H136ZM169 262V261H168ZM198 262H200V261H198ZM208 262V261H207ZM36 263H37V260H36ZM40 263V262H39ZM55 263V262H54ZM59 263L61 264V262H60V260H59ZM59 263H56V264H59ZM94 263H96V262H94ZM98 263V262H97ZM110 263V262H109ZM112 263H114V262H112ZM124 263H126L125 261H124ZM141 263H142V261H141ZM150 263V262H149ZM157 263V262H156ZM159 263V262H158ZM160 263H161V261H160ZM205 263V262H204ZM221 263V262H220ZM45 264H46V262H45ZM69 264V263H68ZM78 264V263H77ZM87 264H89V263H87ZM91 264H93V262H91ZM103 264V263H102ZM137 264V263H136ZM139 264V263H138ZM155 264V263H154ZM166 264V263H165ZM177 264H179V262L177 263ZM189 264V263H188ZM227 264V263H226ZM261 264V263H260Z\"/></svg>",
  "mask_w": 264,
  "mask_h": 264
}]
</instances>
